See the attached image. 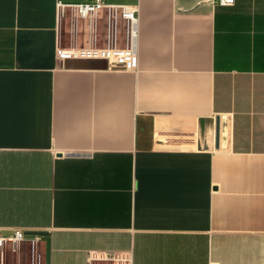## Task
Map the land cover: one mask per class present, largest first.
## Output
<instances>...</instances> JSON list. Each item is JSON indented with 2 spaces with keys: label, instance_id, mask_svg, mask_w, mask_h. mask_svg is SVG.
<instances>
[{
  "label": "crops",
  "instance_id": "obj_1",
  "mask_svg": "<svg viewBox=\"0 0 264 264\" xmlns=\"http://www.w3.org/2000/svg\"><path fill=\"white\" fill-rule=\"evenodd\" d=\"M95 1L0 0V230L47 234L29 264H264V0H106L138 69H67Z\"/></svg>",
  "mask_w": 264,
  "mask_h": 264
},
{
  "label": "built area",
  "instance_id": "obj_2",
  "mask_svg": "<svg viewBox=\"0 0 264 264\" xmlns=\"http://www.w3.org/2000/svg\"><path fill=\"white\" fill-rule=\"evenodd\" d=\"M220 6H232L234 0H213ZM65 7L59 2V8ZM75 18L93 20L100 12L104 13L106 32L100 46L70 48L62 51V60L84 59L103 60L107 62L109 70L135 72L138 69V56L135 50L137 28L139 23L138 10L127 5L109 4L106 0H96L94 3H80L71 6ZM125 36L123 43L119 36ZM41 236L29 235L23 230H14L6 235L0 230V255L10 247L16 252L30 241L35 255L36 242ZM130 264V261H128Z\"/></svg>",
  "mask_w": 264,
  "mask_h": 264
},
{
  "label": "water",
  "instance_id": "obj_3",
  "mask_svg": "<svg viewBox=\"0 0 264 264\" xmlns=\"http://www.w3.org/2000/svg\"><path fill=\"white\" fill-rule=\"evenodd\" d=\"M67 69H82V70H90V69H100L107 70L108 65L106 61L103 60H84V59H70L66 60L64 64ZM220 119H216L215 125V149L219 147L224 148L226 144V121L223 119L221 122V144H219L220 139ZM29 235H37V236H45L46 233L41 232H28Z\"/></svg>",
  "mask_w": 264,
  "mask_h": 264
},
{
  "label": "rangeland",
  "instance_id": "obj_4",
  "mask_svg": "<svg viewBox=\"0 0 264 264\" xmlns=\"http://www.w3.org/2000/svg\"><path fill=\"white\" fill-rule=\"evenodd\" d=\"M126 38L125 36H119L118 41L120 43L125 42ZM32 257V247L31 245H25L22 251V255L20 258H17L15 261H17V264H29L30 259ZM14 264V263H13Z\"/></svg>",
  "mask_w": 264,
  "mask_h": 264
}]
</instances>
